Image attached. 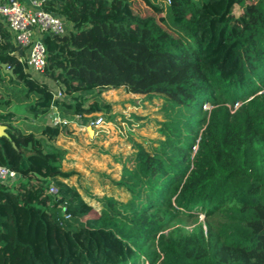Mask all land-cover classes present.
<instances>
[{"label":"trees","instance_id":"obj_1","mask_svg":"<svg viewBox=\"0 0 264 264\" xmlns=\"http://www.w3.org/2000/svg\"><path fill=\"white\" fill-rule=\"evenodd\" d=\"M41 8L71 27L42 37L43 76L63 98L26 71L0 20V166L20 176L0 184V264H264V0H44ZM120 88L159 96L161 117L154 138H128L130 154L112 156L118 176L97 174L101 197L63 167L66 151L55 143L66 123L24 131L9 110L25 104L38 119L55 107L86 124L110 115L102 95ZM201 215L205 229L163 232Z\"/></svg>","mask_w":264,"mask_h":264},{"label":"rangeland","instance_id":"obj_2","mask_svg":"<svg viewBox=\"0 0 264 264\" xmlns=\"http://www.w3.org/2000/svg\"><path fill=\"white\" fill-rule=\"evenodd\" d=\"M136 10L141 13L146 12L143 5H137ZM34 76L42 82L45 81L44 83L52 88L56 94L59 92V87L55 82L43 75L34 74ZM85 97L90 101L93 96L86 95ZM144 97L145 95L127 93L122 88L104 93L102 98L106 102L114 104V109L110 115H98L104 120V123L90 128L91 131L88 130V123L80 122L78 117L62 118L55 107L47 115L34 120L42 124L55 125L57 122H64L68 125V132L61 135L55 143L56 146L66 151L63 167L80 173L83 176L81 184L90 188L94 195L101 197L104 192L100 182L102 177L97 174L114 172L118 176L120 163L114 162L112 156L121 154L126 157L130 154L132 148L131 143L127 142L128 138L140 142L142 138L151 140L157 135V126L154 120L161 117L162 100L158 99L159 96L150 101ZM206 109H211V106H207ZM9 110L15 112L19 120L18 125L27 131L28 125L23 119H33V117L27 112L25 104L12 105ZM111 116H116V118L112 120ZM71 182L77 185L78 179L73 177ZM91 204L97 206L94 201H91ZM218 219H215L214 222L216 223ZM209 223L210 221L202 215L188 219L178 218L166 225L167 227L163 232L167 233L174 230L190 233L194 232L200 225L205 229ZM55 254L58 258L60 250H57Z\"/></svg>","mask_w":264,"mask_h":264},{"label":"built area","instance_id":"obj_3","mask_svg":"<svg viewBox=\"0 0 264 264\" xmlns=\"http://www.w3.org/2000/svg\"><path fill=\"white\" fill-rule=\"evenodd\" d=\"M44 0L33 2L30 7L18 0H0V20L11 32L14 42L24 51L21 62L27 65L26 71L31 75H43L45 67L46 48L42 41L43 34L49 32L55 35H65L70 31V24L54 13H49L41 8ZM55 96L63 98L60 90ZM60 122H57L58 124ZM104 120L97 117L89 121V128L102 125ZM20 176L0 166V184L12 186ZM46 192L56 195L57 189L49 185Z\"/></svg>","mask_w":264,"mask_h":264},{"label":"crops","instance_id":"obj_4","mask_svg":"<svg viewBox=\"0 0 264 264\" xmlns=\"http://www.w3.org/2000/svg\"><path fill=\"white\" fill-rule=\"evenodd\" d=\"M19 2H21L22 4L26 5L27 7H30L32 5L33 2L39 1V0H18ZM52 81V80H51ZM45 82V81H44ZM46 84V83H45ZM49 87V86H48ZM50 88V87H49ZM51 90H53L52 88H50ZM54 91V90H53ZM15 106L19 105V104H14ZM16 117L15 112H13V110H10ZM17 119V117H16ZM25 120L24 122L28 125V129L30 128L31 124L37 123L34 119H23ZM17 123H19V120L17 119Z\"/></svg>","mask_w":264,"mask_h":264},{"label":"water","instance_id":"obj_5","mask_svg":"<svg viewBox=\"0 0 264 264\" xmlns=\"http://www.w3.org/2000/svg\"><path fill=\"white\" fill-rule=\"evenodd\" d=\"M1 67L4 72L9 73L10 75L12 74V70H6V65L2 64ZM5 130H6V127L0 124V137L7 136ZM88 130L91 131L89 127H88Z\"/></svg>","mask_w":264,"mask_h":264}]
</instances>
